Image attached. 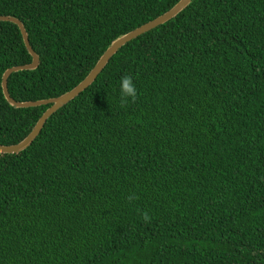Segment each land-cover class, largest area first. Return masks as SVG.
<instances>
[{
	"label": "trees",
	"instance_id": "1",
	"mask_svg": "<svg viewBox=\"0 0 264 264\" xmlns=\"http://www.w3.org/2000/svg\"><path fill=\"white\" fill-rule=\"evenodd\" d=\"M178 1L0 0L40 58L8 78L10 97L70 91ZM31 61L0 22V145L49 108L4 98L3 73ZM0 264H264V0H193L122 47L29 148L0 154Z\"/></svg>",
	"mask_w": 264,
	"mask_h": 264
},
{
	"label": "water",
	"instance_id": "2",
	"mask_svg": "<svg viewBox=\"0 0 264 264\" xmlns=\"http://www.w3.org/2000/svg\"><path fill=\"white\" fill-rule=\"evenodd\" d=\"M193 0H179L170 10L167 12L161 14V16L157 17L156 19L126 33L118 38H116L114 41L111 42L109 47L105 50V52L101 55V57L98 59L95 66L90 70V72L87 74V76L74 88H72L70 91L52 99L47 100H38V101H26V102H18L13 100L9 93L7 88V81L8 78L18 72L22 71H35L39 65H40V58L39 56L34 52L32 47L30 46L28 34L24 28V25L20 20H18L15 17L11 16H0V22L5 23H11L13 25H16L20 31V34L23 39V43L29 53V55L32 58V61L30 64L12 67L7 69L3 75H2V91L5 100L7 103L15 108V109H28V108H35L40 106H47L49 105V108L42 114V116L38 119L36 124L34 125L31 132L19 143L14 145H0V154L2 155H15L19 154L23 151H25L27 148L31 146V144L34 142V140L39 136L42 129L44 128V125L48 121V119L55 114L57 111L62 109L64 106H66L68 103L73 101L80 93H82L84 90H86L89 86H91L99 74L103 71V69L106 67V65L109 63L111 58L127 43L135 40L139 36L148 33L149 31L169 22L173 18L177 16V14L181 13L183 10H185L192 2Z\"/></svg>",
	"mask_w": 264,
	"mask_h": 264
},
{
	"label": "clouds",
	"instance_id": "3",
	"mask_svg": "<svg viewBox=\"0 0 264 264\" xmlns=\"http://www.w3.org/2000/svg\"><path fill=\"white\" fill-rule=\"evenodd\" d=\"M120 96L122 101L127 102L128 100L134 101L137 96V89L133 83L131 76H123L120 81ZM143 219L148 221L150 217L147 213L144 214Z\"/></svg>",
	"mask_w": 264,
	"mask_h": 264
}]
</instances>
